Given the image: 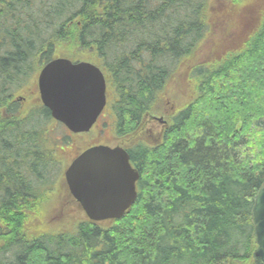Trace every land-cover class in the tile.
Here are the masks:
<instances>
[{"label":"trees","instance_id":"obj_1","mask_svg":"<svg viewBox=\"0 0 264 264\" xmlns=\"http://www.w3.org/2000/svg\"><path fill=\"white\" fill-rule=\"evenodd\" d=\"M58 55L103 58L119 130L157 111L174 80L192 98L162 146L132 150L140 197L119 220L53 233L44 203H22L25 173L0 169V264H261L251 208L264 181V0H0V122L36 58Z\"/></svg>","mask_w":264,"mask_h":264},{"label":"water","instance_id":"obj_2","mask_svg":"<svg viewBox=\"0 0 264 264\" xmlns=\"http://www.w3.org/2000/svg\"><path fill=\"white\" fill-rule=\"evenodd\" d=\"M39 86L53 117L75 133L89 131L106 104L103 74L88 63L56 59L40 73ZM65 175L92 221L119 219L136 199L138 174L123 149L92 147L71 163ZM251 221L258 245L255 255L264 264V182L254 198Z\"/></svg>","mask_w":264,"mask_h":264},{"label":"flooded vegetation","instance_id":"obj_3","mask_svg":"<svg viewBox=\"0 0 264 264\" xmlns=\"http://www.w3.org/2000/svg\"><path fill=\"white\" fill-rule=\"evenodd\" d=\"M40 63L44 62V58L39 56ZM81 62V61H77ZM45 63V62H44ZM43 63V65H44ZM41 66L42 68L44 66ZM104 74H106L104 72ZM107 79V104L97 120L92 134L87 136H73L69 138V143L63 145V138L59 136L57 125L59 123L47 120L44 125L36 116L37 109H45L40 102L38 89L36 86L31 87L30 91H23L16 99H10L8 104H2L3 123L0 122V154L8 155L6 165L3 163L0 169H5L8 179H14V172L25 173L24 176L18 175V179L22 186V203L27 201H39L48 203L55 202L56 199L67 201L70 206H78L79 203L71 196L68 187L62 178L64 170L70 163L86 149L97 146L107 145L111 148H124L130 154V160L134 168L141 174L133 161L132 150L142 146L146 138L153 141L154 144L162 146L165 136L167 115L156 113V115H145L136 123H129L127 126L131 131H127L126 125L120 131L117 130V119L113 109L118 100V95L109 88ZM36 96V98H33ZM36 100L39 103H36ZM46 111V109H45ZM166 114H169L166 112ZM158 117H162L164 122L158 121ZM157 124L161 127L158 129ZM42 125V126H41ZM62 126V125H61ZM144 132V134H143ZM11 133L20 136V142H24L30 147L28 151H15L13 149V138ZM94 133V134H93ZM2 145L6 150L2 149ZM158 146V147H159ZM46 154H55L54 157L47 158ZM59 154V155H57ZM14 155L23 157L25 166L13 167ZM1 159V158H0ZM40 159V161L38 160ZM56 169L59 171L56 175ZM51 172L53 178L51 177ZM140 179L136 184L137 192L139 191ZM52 180L50 186L42 185L44 182ZM14 195V190H12ZM44 197L50 200L45 201ZM140 197L138 192L137 200Z\"/></svg>","mask_w":264,"mask_h":264},{"label":"rangeland","instance_id":"obj_4","mask_svg":"<svg viewBox=\"0 0 264 264\" xmlns=\"http://www.w3.org/2000/svg\"><path fill=\"white\" fill-rule=\"evenodd\" d=\"M225 2L226 0H218V3H221V2ZM211 2H214V0H210V3ZM223 8V7H222ZM235 12V11H233ZM245 12L247 13V20H250L251 19V15H255L254 11L252 9H246ZM250 16V17H249ZM234 17H235V14H234ZM234 17H233V20H234ZM237 25H239V22H238V19L235 17V24L233 23L232 27H236ZM208 28V27H207ZM29 62V60L27 61ZM255 62L256 61H252L250 62L251 63V66H255ZM19 66H21V64H19ZM23 68L26 69L28 68V66L26 65V63H24L23 65ZM22 68V67H21ZM245 69H250V67L248 68H245ZM238 76L237 74L235 75V77ZM31 82H33V79L31 80ZM35 82V80H34ZM240 85L243 84V81H240L239 82ZM174 84L175 85H178L176 87H171L170 90L168 91H165V92H162L161 96H160V103L162 105V107H164L163 105V101L164 100H167L168 102H171L174 101L178 104V109L174 112L177 114H179L183 109L184 107H188L189 106V103L191 101V93H192V89L190 88V86H187V90L184 92L183 91V86L181 85L180 82H176V80H174ZM231 84H234V83H231ZM248 87L252 86L253 88H259L258 85H254L252 83H246ZM222 85H226L224 84L222 81L219 82V92L222 90L221 89V86ZM236 86V85H235ZM234 86V88H235ZM244 91V88H241L240 89V92H243ZM216 97L217 95H214L212 97V99L208 102L209 105H207L206 109H212L215 108V104H214V100H216ZM214 104V105H213ZM226 108H229L228 105H225ZM175 107H172V109H174ZM209 111H204V113H207ZM237 114H239L240 112H236ZM213 116H215L216 119H218L217 115L213 114ZM39 119V118H38ZM157 127L158 129L161 127L160 124H157ZM57 131H58V134L59 136H62V138H64V136L60 133V128L58 129L57 128ZM94 134V133H93ZM144 134V132H143ZM82 136H87V135H82ZM66 143V141H64ZM145 142L147 145L149 146H156L157 144H154L153 141L149 140V138H146L145 139ZM159 144V143H158ZM58 174V176L60 175L59 174V171L56 169V175ZM51 177L53 178V174L51 172ZM65 183V181H64ZM45 201H48L50 200L49 197H44ZM57 201H55L54 203L49 201L48 203H45V205L43 206L42 209L45 210L46 212V215H47V224L48 226H46L51 232H60V233H63V232H66L67 231H70V226L71 224H75L76 222H79V221H82L84 219L83 215L84 213L77 207L75 206H70L68 204L67 201H64V200H59V199H56ZM59 212H63V216L61 219H59L58 215ZM71 223V224H70ZM32 261V259H31Z\"/></svg>","mask_w":264,"mask_h":264}]
</instances>
